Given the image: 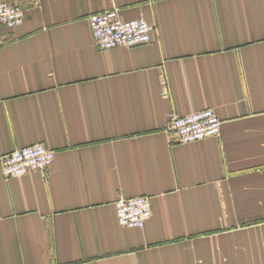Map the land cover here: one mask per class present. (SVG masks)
Returning a JSON list of instances; mask_svg holds the SVG:
<instances>
[{"label": "crops", "instance_id": "0c3cea01", "mask_svg": "<svg viewBox=\"0 0 264 264\" xmlns=\"http://www.w3.org/2000/svg\"><path fill=\"white\" fill-rule=\"evenodd\" d=\"M0 24V160L42 143L49 169L6 179L0 264H264V0H10ZM118 9L152 41L100 49ZM215 110L183 143L170 114ZM148 196L143 229L115 201Z\"/></svg>", "mask_w": 264, "mask_h": 264}, {"label": "built area", "instance_id": "2783aa9c", "mask_svg": "<svg viewBox=\"0 0 264 264\" xmlns=\"http://www.w3.org/2000/svg\"><path fill=\"white\" fill-rule=\"evenodd\" d=\"M26 9L10 0H0V24L16 27L26 20ZM91 31L100 49L136 47L152 41L155 25L144 18L124 19L118 9L104 10L90 16ZM222 121L215 110L204 109L186 115L170 114L168 130L179 142L191 143L220 134ZM54 151L42 143L15 149L4 155L2 174L6 179L49 169ZM121 225L143 229L153 215L148 196L120 197L115 201Z\"/></svg>", "mask_w": 264, "mask_h": 264}, {"label": "rangeland", "instance_id": "374dc122", "mask_svg": "<svg viewBox=\"0 0 264 264\" xmlns=\"http://www.w3.org/2000/svg\"><path fill=\"white\" fill-rule=\"evenodd\" d=\"M148 21V20H147Z\"/></svg>", "mask_w": 264, "mask_h": 264}]
</instances>
